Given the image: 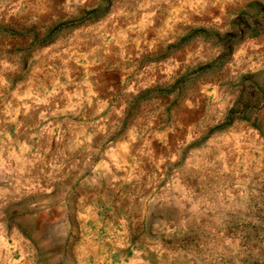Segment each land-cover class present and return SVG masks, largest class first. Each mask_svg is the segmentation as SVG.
<instances>
[{
	"label": "rangeland",
	"instance_id": "374dc122",
	"mask_svg": "<svg viewBox=\"0 0 264 264\" xmlns=\"http://www.w3.org/2000/svg\"><path fill=\"white\" fill-rule=\"evenodd\" d=\"M0 264H264V0H0Z\"/></svg>",
	"mask_w": 264,
	"mask_h": 264
}]
</instances>
